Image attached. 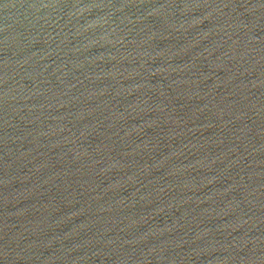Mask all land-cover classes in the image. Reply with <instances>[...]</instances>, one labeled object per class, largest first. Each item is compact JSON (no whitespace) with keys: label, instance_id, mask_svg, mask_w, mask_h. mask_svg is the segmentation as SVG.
Returning <instances> with one entry per match:
<instances>
[{"label":"water","instance_id":"1","mask_svg":"<svg viewBox=\"0 0 264 264\" xmlns=\"http://www.w3.org/2000/svg\"><path fill=\"white\" fill-rule=\"evenodd\" d=\"M0 264H264V0H0Z\"/></svg>","mask_w":264,"mask_h":264}]
</instances>
